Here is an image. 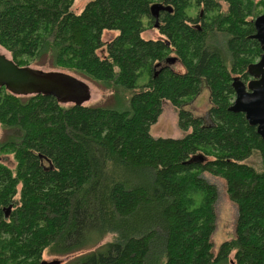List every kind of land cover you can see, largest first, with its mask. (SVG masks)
Here are the masks:
<instances>
[{"label": "trees", "instance_id": "16d2710c", "mask_svg": "<svg viewBox=\"0 0 264 264\" xmlns=\"http://www.w3.org/2000/svg\"><path fill=\"white\" fill-rule=\"evenodd\" d=\"M74 2L0 0V46L14 64L46 58L116 93L111 104L65 107L0 88V157L16 161L14 172L0 164V264L80 254L108 235L67 264H264V139L228 112L232 79L248 81L261 55L251 36L264 2L90 0L73 13ZM154 4L170 12H160L159 38L144 39ZM106 32L117 35L104 42ZM202 85L210 108L195 117L184 107ZM164 102L187 132L180 139L149 134ZM204 173L225 182L237 209L234 238L216 254V190Z\"/></svg>", "mask_w": 264, "mask_h": 264}, {"label": "rangeland", "instance_id": "374dc122", "mask_svg": "<svg viewBox=\"0 0 264 264\" xmlns=\"http://www.w3.org/2000/svg\"><path fill=\"white\" fill-rule=\"evenodd\" d=\"M88 1L90 0H75L72 8L73 13L79 12ZM253 1L255 4L264 2V0ZM220 4L222 11H226V6L222 3V1L220 2ZM257 12L264 14V3L257 9ZM116 35L117 33L115 32H106L102 36V41H109ZM142 37L144 39H158L159 35L155 29L145 31L142 34ZM0 53L4 54L7 58H11L10 54L1 46ZM172 57L174 56L172 55ZM36 62L37 61L34 58H23V64L34 70L42 71L44 73L56 74L54 75L55 81L66 88V93H64L62 97V99H64L59 102V104L62 106H96L103 103L111 104L112 101H115L114 94L116 93H114L112 90H109L105 85L98 84L93 81L90 82L66 70L54 69L50 65V61H48L46 58H41L39 64ZM168 66L172 71L178 74L184 72L183 68L177 61H173ZM209 108V91L204 85H202L199 94L193 100L189 101V103L184 107L186 111L190 112L195 117H206ZM6 133L7 132L0 127V140L5 137ZM149 134L152 138L180 139L185 136L187 132L184 133L178 129L177 110L168 102H164L162 105V114L158 118L157 122L150 127ZM248 163L253 165L256 170L260 169L259 160L256 154H254L248 160ZM0 164L7 167L13 172L15 171L16 161L14 160L13 155L8 152L2 154V156L0 157ZM201 178L204 179L208 184L214 186L216 190V201L213 206L215 220L213 233L211 236V251L213 254H216L221 243L234 238L237 209L236 206L229 200L226 191V184L222 179L214 177L207 173L202 174ZM17 190H20V186H18ZM15 200H18V196H16ZM112 239L113 237L111 235H108L101 241H98L97 244H94L87 250L80 252V254L78 253L70 256H50L48 252L45 251L42 254L41 261H51L57 259L60 261L59 264H67L77 256L99 249V247H101L105 243L110 242ZM227 264H232V256H229Z\"/></svg>", "mask_w": 264, "mask_h": 264}, {"label": "water", "instance_id": "95a60500", "mask_svg": "<svg viewBox=\"0 0 264 264\" xmlns=\"http://www.w3.org/2000/svg\"><path fill=\"white\" fill-rule=\"evenodd\" d=\"M163 11L170 12L169 9L159 4H154L149 8L154 20V29L159 28V15ZM253 27L254 34L251 39L258 42L261 55L258 61L247 67L249 77L247 82H242L239 77L232 79L234 100L228 112L243 114L247 124L254 127L256 134L264 139V14L254 20ZM54 75L56 74L44 73L30 67H18L0 53V88L6 89L15 96L42 95L53 97L59 103L64 99L62 97L66 93V88L55 81Z\"/></svg>", "mask_w": 264, "mask_h": 264}, {"label": "bare ground", "instance_id": "6f19581e", "mask_svg": "<svg viewBox=\"0 0 264 264\" xmlns=\"http://www.w3.org/2000/svg\"><path fill=\"white\" fill-rule=\"evenodd\" d=\"M56 263H60V261L59 260H57V259H54V260H51V261H45V260H42V261H40V263L39 264H56Z\"/></svg>", "mask_w": 264, "mask_h": 264}, {"label": "flooded vegetation", "instance_id": "af4514ba", "mask_svg": "<svg viewBox=\"0 0 264 264\" xmlns=\"http://www.w3.org/2000/svg\"><path fill=\"white\" fill-rule=\"evenodd\" d=\"M169 64H170V63H169ZM169 64H168V65H169ZM13 204H15V203H13Z\"/></svg>", "mask_w": 264, "mask_h": 264}]
</instances>
